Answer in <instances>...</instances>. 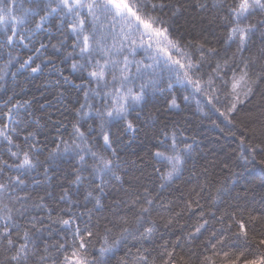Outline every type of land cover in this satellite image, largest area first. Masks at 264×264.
I'll return each instance as SVG.
<instances>
[{
  "label": "snow or ice",
  "instance_id": "obj_1",
  "mask_svg": "<svg viewBox=\"0 0 264 264\" xmlns=\"http://www.w3.org/2000/svg\"><path fill=\"white\" fill-rule=\"evenodd\" d=\"M189 9L198 38L174 23ZM49 47L54 56L36 63ZM0 52V78L16 65L13 78L43 75L46 61L57 103L77 93V106L63 105L68 124L44 111L48 100L31 111L32 100L4 101L0 264H264V193L229 163L199 165L196 138L169 115L182 89L238 136L240 159L264 165V0H0ZM159 96L165 108L153 111ZM48 127L58 135L41 141ZM141 133L143 154L126 159ZM63 164L71 179L53 185ZM179 180L187 187L173 189ZM52 225L63 242H47Z\"/></svg>",
  "mask_w": 264,
  "mask_h": 264
},
{
  "label": "trees",
  "instance_id": "obj_2",
  "mask_svg": "<svg viewBox=\"0 0 264 264\" xmlns=\"http://www.w3.org/2000/svg\"><path fill=\"white\" fill-rule=\"evenodd\" d=\"M27 6V4H26ZM175 24H177L180 27L181 31H190L192 33L193 37L198 38V33L200 32V29L202 27L199 15L196 14L194 9H189V13H186L183 17L179 18L178 20L174 21ZM193 25L195 27L193 28ZM44 42H47V39H45ZM53 43L56 41L53 40ZM67 44H71V40H68L66 42ZM39 46L38 44L36 45ZM219 47V45H214ZM235 46L233 45V48ZM67 50H71L70 47ZM15 55V52L13 53ZM28 55H32L31 52H29L26 49H22L20 51V56L23 58H27ZM54 56V50L49 47V49L45 52H43L42 55H40L39 59H36V63H40L41 60H44L45 57H53ZM8 59L7 52H0V68L3 67L4 62ZM15 63V62H14ZM70 63V62H69ZM57 64L60 67L65 68V75L68 74L67 71V64L60 65L59 60H57ZM35 66V64H33ZM45 68V71L43 75L37 73V74H29L28 72H25L21 70L15 78L12 77L11 72L17 71L18 65L15 67H11V72H9L8 75L3 76L0 78V112H6L7 109L3 107L4 101L8 100L10 97L13 98L12 103H15L17 100L23 102L24 100H32L33 105L32 108L29 109L35 110L38 108L40 104H44L45 100H48L51 102L52 107H46L44 109L47 113H52V119L58 120L61 119L59 115H57V110L59 109L61 112H63L64 117H66L65 123L68 124L69 121L73 120L74 117L72 115H69L68 111L65 110L63 105H67L69 108L75 107L77 105L74 104V101L76 99L77 93L75 90L71 92L66 91V99L63 101V105L60 103H57V100L55 99V96L58 91L61 89L54 88L52 85H50L48 82L58 79V76L55 74V72H49L47 69L49 65L45 61V64L43 65ZM2 75V74H0ZM79 83V81H77ZM64 89H67V85L64 86ZM183 90H177L176 95L178 98V103H180L181 108L180 110H176L173 113H169V115L172 117V119L179 122V127L182 129H186L185 136L189 137L188 143H191V137H195L197 144L194 146L196 148V154L197 159L199 161V165H203L205 160L213 161V160H220L221 163H229L230 167H232L236 172L242 173L243 176L247 177L249 180H253L256 182L254 193L259 197L261 193H264V188H261L259 186V181L261 179V175L264 174V165H260L258 163L260 156H257L255 161H251L250 163H245L244 160L239 158V139L237 137H231L227 133L230 131V129L226 126V123H221L220 120L217 121V123L220 124V127L217 128L215 125H213L210 122L209 118H206L202 113L197 111L195 100H191L189 102L183 101ZM170 98V97H169ZM82 100V97H81ZM152 107V106H149ZM155 108H165V101L163 96H159L158 100L155 102V106L153 108V111ZM148 109L145 110V114L147 113ZM207 111V109H205ZM23 113V110H21ZM36 115H40L41 113L37 111L35 113ZM135 118V113L130 116V119ZM162 118V117H161ZM211 119H217L216 116H211ZM222 119V118H221ZM5 122V118L0 116V123ZM43 123V121H42ZM84 127L86 128L87 125L85 124ZM221 129H224L222 132ZM71 132L70 124L68 126V131L64 132L63 129H61V133L67 138L68 133ZM57 132L55 129L48 127L44 130H42L39 139L43 141L45 137H48L49 140H54L57 136ZM143 138V133L140 134V137L137 139V141L133 144L132 148L129 149V155H127L125 158L132 160L136 159V155H142L144 149L138 148L137 145L140 144V139ZM127 140V137L125 138ZM22 141V138H21ZM49 148L54 147V144L49 143ZM47 153H45L46 155ZM245 155H249V160H251L250 154H248L247 150H245ZM0 156H3L4 159H9L7 151H6V145L3 143H0ZM43 159V156L41 157ZM11 163L12 161L9 160ZM198 165V166H199ZM71 171L69 164H63L61 165V171L56 172L54 174V179L52 180L53 185H57L60 183H64V186H67L65 177L67 179H71V176L68 175V173ZM15 175V173H13ZM50 175H53L50 173ZM188 173H184V179H187ZM37 179H41L40 176L36 177ZM245 183L244 180H241V188L240 191H243V184ZM173 189L179 187L181 189H184L187 187V185L184 184L183 180L176 181L175 184L172 186ZM75 191V188L72 190ZM60 188L56 187L54 190V195L57 197L59 196ZM43 195L42 190H38L37 192H34L33 195ZM167 195V192L165 193ZM73 199H77L75 195H73ZM81 200V203H83L82 195L79 197ZM48 203V201H45ZM54 206V205H53ZM65 204H59L58 207H66ZM87 207H91V204L87 205ZM84 209H78V211H82ZM33 215H44L45 213L42 212H33ZM55 215V213H54ZM87 217H83L81 219V224L83 220H86ZM52 228L54 231L52 232L51 237H48V234L45 233V238L47 239V242L49 244L55 243L58 240L60 242H63L60 232V226L59 225H52ZM99 247V245H97ZM123 255V252H120L117 254ZM113 264L115 262L113 261Z\"/></svg>",
  "mask_w": 264,
  "mask_h": 264
},
{
  "label": "bare ground",
  "instance_id": "obj_3",
  "mask_svg": "<svg viewBox=\"0 0 264 264\" xmlns=\"http://www.w3.org/2000/svg\"><path fill=\"white\" fill-rule=\"evenodd\" d=\"M137 58H139V57H137Z\"/></svg>",
  "mask_w": 264,
  "mask_h": 264
}]
</instances>
